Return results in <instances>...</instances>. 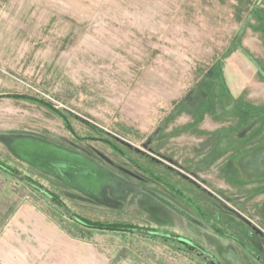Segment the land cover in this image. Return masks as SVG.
I'll use <instances>...</instances> for the list:
<instances>
[{
    "label": "rangeland",
    "instance_id": "obj_1",
    "mask_svg": "<svg viewBox=\"0 0 264 264\" xmlns=\"http://www.w3.org/2000/svg\"><path fill=\"white\" fill-rule=\"evenodd\" d=\"M0 164L264 264V0H0ZM0 264L211 263L0 170Z\"/></svg>",
    "mask_w": 264,
    "mask_h": 264
},
{
    "label": "water",
    "instance_id": "obj_2",
    "mask_svg": "<svg viewBox=\"0 0 264 264\" xmlns=\"http://www.w3.org/2000/svg\"><path fill=\"white\" fill-rule=\"evenodd\" d=\"M0 170L8 173L10 176H12V178H15L18 182L27 185L32 190L38 192L42 196L46 197L47 199H49L50 201L55 203L57 206L62 208V210H64V212L69 216V218H71L76 223L81 224V225H85L84 222L78 216L70 213L69 210L62 203H60V201L55 196L50 194L48 191L39 188L36 184H34V183L28 181L26 178H24V176L18 175L16 173L8 170L6 167H4L2 165H0ZM126 231L133 233V234H139V235H143V236H147V237H151V236L160 237V238L168 239L171 241H175V242L187 245V247L188 246L192 247L196 251L201 253L205 258H207L210 261L211 264H220L216 260V258H214V256H212L211 254L206 252L204 249L197 246L194 242L188 240V238L186 239V238H183L181 236L173 235L171 233L158 232V231H153V230H148V229H128Z\"/></svg>",
    "mask_w": 264,
    "mask_h": 264
},
{
    "label": "trees",
    "instance_id": "obj_3",
    "mask_svg": "<svg viewBox=\"0 0 264 264\" xmlns=\"http://www.w3.org/2000/svg\"><path fill=\"white\" fill-rule=\"evenodd\" d=\"M1 165V164H0ZM2 166H4V165H2ZM4 167H6V166H4ZM7 168V167H6ZM8 170H10V171H12V172H14V173H16L15 171H13V170H11V169H9V168H7ZM2 171V170H1ZM6 173V172H5ZM8 174V173H7ZM17 174V173H16ZM28 181H30V182H32L30 179H28V178H26ZM32 183H34V182H32ZM34 184H36V183H34ZM39 188H41V189H43L41 186H39L38 184H36ZM44 190V189H43ZM47 191V190H46ZM51 194V193H50ZM53 195V194H52ZM54 196V195H53ZM56 197V196H55ZM57 198V197H56ZM58 199V198H57ZM83 222H84V224L85 225H82V226H84V227H87V228H91V229H100V230H107V231H116V232H123V233H130V232H127L126 230H128V229H140V228H138V227H134V226H120V225H112V226H99V225H97V224H91L90 222H88L87 220H85V219H82V218H80ZM81 225V224H80ZM148 230H152V229H148ZM153 231H156V230H153ZM164 233H168V232H164ZM151 237H153V238H160V237H155V236H151ZM162 239H164V238H162ZM164 240H168V239H164ZM168 241H171V240H168ZM237 243H238V241H237ZM187 246V245H186ZM198 246V245H197ZM189 247V246H188ZM187 247V248H188ZM240 247L241 248H244V246L240 243ZM191 250H195L194 248H192V247H189ZM245 249V248H244ZM196 251V250H195Z\"/></svg>",
    "mask_w": 264,
    "mask_h": 264
},
{
    "label": "crops",
    "instance_id": "obj_4",
    "mask_svg": "<svg viewBox=\"0 0 264 264\" xmlns=\"http://www.w3.org/2000/svg\"><path fill=\"white\" fill-rule=\"evenodd\" d=\"M243 142H246V143H248V141H243ZM255 148V146L254 145H251L247 150L250 152L252 149H254ZM246 150V151H247Z\"/></svg>",
    "mask_w": 264,
    "mask_h": 264
}]
</instances>
